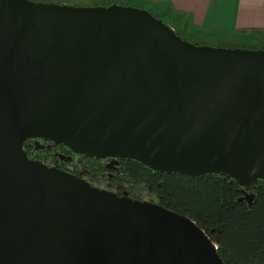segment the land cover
<instances>
[{"label": "water", "instance_id": "95a60500", "mask_svg": "<svg viewBox=\"0 0 264 264\" xmlns=\"http://www.w3.org/2000/svg\"><path fill=\"white\" fill-rule=\"evenodd\" d=\"M31 136L249 186L264 49L193 44L136 6L0 0V264H225L188 216L29 157Z\"/></svg>", "mask_w": 264, "mask_h": 264}, {"label": "trees", "instance_id": "16d2710c", "mask_svg": "<svg viewBox=\"0 0 264 264\" xmlns=\"http://www.w3.org/2000/svg\"><path fill=\"white\" fill-rule=\"evenodd\" d=\"M31 1L78 7L136 6L148 10L155 18L172 27L177 35L193 44L264 49V26L206 27L195 21L191 11L178 8L172 0ZM57 144L75 152L64 143ZM24 145L29 157L43 161L37 149L30 153L36 144L27 147L25 139ZM116 157L119 165L112 180L118 195L127 193L132 198H139L133 185L140 184L155 196L153 201L194 220L213 239L225 264H264V177L243 186L236 177L223 171L191 175L155 169L132 157ZM60 169L75 174L66 164ZM125 181L132 185L124 186ZM242 187L253 193L250 204L245 199H239Z\"/></svg>", "mask_w": 264, "mask_h": 264}, {"label": "crops", "instance_id": "0c3cea01", "mask_svg": "<svg viewBox=\"0 0 264 264\" xmlns=\"http://www.w3.org/2000/svg\"><path fill=\"white\" fill-rule=\"evenodd\" d=\"M206 27L264 26V0H172Z\"/></svg>", "mask_w": 264, "mask_h": 264}, {"label": "flooded vegetation", "instance_id": "af4514ba", "mask_svg": "<svg viewBox=\"0 0 264 264\" xmlns=\"http://www.w3.org/2000/svg\"><path fill=\"white\" fill-rule=\"evenodd\" d=\"M32 143L36 144V146L30 150V153H33L36 149L40 151L42 159L47 165L60 168L61 165L66 164L68 168L74 171V175H81L80 177L83 178L85 176L93 177L98 171H101L102 173H106L108 178L112 180L119 165L117 157L89 156L78 152H70L65 146L49 141L46 137L31 136L26 138L27 147H30ZM76 155L80 157L79 161L82 158H90L92 162H83L80 168H75L73 161ZM112 183L110 182V185ZM113 190H116L115 185L113 186Z\"/></svg>", "mask_w": 264, "mask_h": 264}, {"label": "rangeland", "instance_id": "374dc122", "mask_svg": "<svg viewBox=\"0 0 264 264\" xmlns=\"http://www.w3.org/2000/svg\"><path fill=\"white\" fill-rule=\"evenodd\" d=\"M79 159L80 157L76 155L73 161L75 164L74 166L75 168H80L83 162H88V163L92 162L90 158H82L80 161ZM84 179H86L93 186H97L99 188H105V189L114 191L113 190V186L115 185L114 181L110 180L106 173H102L101 171H98L93 177L85 176ZM110 182H113V183L110 185ZM123 183H124V186L126 187H130L132 185V183L129 181H125ZM133 189L140 199L148 200V201L149 200L153 201L156 199L153 194L149 193L147 189L144 188V186L140 184L133 185Z\"/></svg>", "mask_w": 264, "mask_h": 264}]
</instances>
